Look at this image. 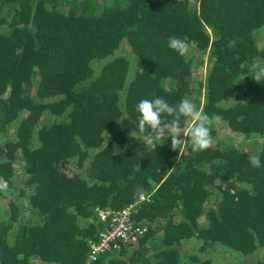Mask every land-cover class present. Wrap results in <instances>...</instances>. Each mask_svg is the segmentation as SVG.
<instances>
[{"label":"trees","instance_id":"16d2710c","mask_svg":"<svg viewBox=\"0 0 264 264\" xmlns=\"http://www.w3.org/2000/svg\"><path fill=\"white\" fill-rule=\"evenodd\" d=\"M261 30L264 0H0V264H213L195 251L184 259L189 240L264 264V81L252 80ZM172 35L187 55L167 47ZM123 43L133 69L116 54ZM186 96L260 137L261 166L215 123L200 152L190 142L173 151L170 138L146 148L131 134L141 99ZM193 123L181 119L182 138ZM150 192L133 211L146 232L90 262L97 210Z\"/></svg>","mask_w":264,"mask_h":264},{"label":"clouds","instance_id":"9594fccd","mask_svg":"<svg viewBox=\"0 0 264 264\" xmlns=\"http://www.w3.org/2000/svg\"><path fill=\"white\" fill-rule=\"evenodd\" d=\"M167 47L180 56H185L190 51V45L186 39L178 38L175 35L169 36ZM255 82L264 81V66H259L253 72ZM135 112L138 114L137 120L132 122L135 130L131 132L134 136H139L141 144L146 148L152 146L156 148L157 142H163L170 138L171 149L178 150L182 145L190 142L193 152H200L208 149L213 144L211 134L212 125L219 123V115L208 116L198 109L197 104L189 97L182 98L179 103L170 105L164 98L141 99L135 105ZM167 116L171 119L165 120ZM190 118L194 123L187 130V139L182 138L181 119ZM250 164L253 167H260V159L257 155L250 156ZM8 189V182L0 178V191Z\"/></svg>","mask_w":264,"mask_h":264},{"label":"rangeland","instance_id":"374dc122","mask_svg":"<svg viewBox=\"0 0 264 264\" xmlns=\"http://www.w3.org/2000/svg\"><path fill=\"white\" fill-rule=\"evenodd\" d=\"M258 44L262 45L264 43V30L258 32L257 35ZM127 44L123 43L121 48L116 51V54L127 55L130 60L131 68L136 65V62L133 58L127 54ZM194 64H193V77L196 81H203L205 72H206V61L205 57L201 54H195L194 56ZM100 63H95V68L97 69ZM232 101L228 99L225 102H222L224 105L231 103ZM218 129V136L222 139L229 141L230 143L238 146L239 148L245 149L250 152L252 155H257L260 149V146L263 140L255 135H251L249 137H244L243 135L234 133L231 131L227 125L223 122L215 123ZM22 174L20 173V169L17 168L16 173V185L19 186L22 181ZM22 211L24 212V217L29 214L27 208L24 207V203H22ZM198 242H194L192 240L187 241L186 243L182 244L181 249L184 253V259L187 258L188 253H192L195 251L200 255L201 258H210L213 264H254L255 255H241L234 252L231 249H227L221 247L219 245L215 246L214 248L208 249L207 251H199L198 249ZM259 253V252H258ZM257 253V254H258ZM256 254V253H255ZM33 264H45L39 260H34Z\"/></svg>","mask_w":264,"mask_h":264},{"label":"built area","instance_id":"2783aa9c","mask_svg":"<svg viewBox=\"0 0 264 264\" xmlns=\"http://www.w3.org/2000/svg\"><path fill=\"white\" fill-rule=\"evenodd\" d=\"M150 193H141L134 203L120 209H98L97 217L102 228L96 239L88 240V260L96 261L106 253L117 250L121 243H128L146 232V225L133 219L135 206L141 201H148Z\"/></svg>","mask_w":264,"mask_h":264}]
</instances>
